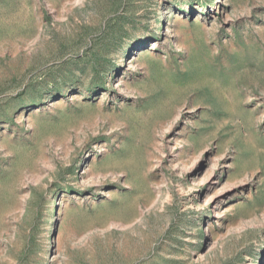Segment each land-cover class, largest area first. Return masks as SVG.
Listing matches in <instances>:
<instances>
[{
  "label": "rangeland",
  "instance_id": "obj_1",
  "mask_svg": "<svg viewBox=\"0 0 264 264\" xmlns=\"http://www.w3.org/2000/svg\"><path fill=\"white\" fill-rule=\"evenodd\" d=\"M0 264H264V0H0Z\"/></svg>",
  "mask_w": 264,
  "mask_h": 264
}]
</instances>
